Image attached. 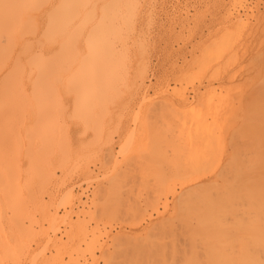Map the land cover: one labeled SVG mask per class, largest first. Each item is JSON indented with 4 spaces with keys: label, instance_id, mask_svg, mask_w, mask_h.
I'll return each instance as SVG.
<instances>
[{
    "label": "rangeland",
    "instance_id": "obj_1",
    "mask_svg": "<svg viewBox=\"0 0 264 264\" xmlns=\"http://www.w3.org/2000/svg\"><path fill=\"white\" fill-rule=\"evenodd\" d=\"M127 2L132 7L129 3V5L125 4L126 10L122 5ZM127 2L115 8L117 10L118 7H120V10L123 9L119 11L120 13L116 12H118V15H124V18L121 15H119L120 17L118 16V18L122 19V22L121 19L120 21L118 20V25L113 34H117L116 38L118 40L121 38L119 41L116 40L117 52H120L117 54H119V58L123 57L122 60H124V57L127 59L124 64L127 65L129 70L128 84L123 86L120 82V85L116 87L119 92L114 90L112 93L113 105H111L112 101L110 102L111 104L109 102L103 104L104 101L102 100L103 105L98 101L103 107L97 105L96 108L99 107L100 111L104 110L101 112L102 114H100L99 110L94 113L91 112L93 109V111H96L95 108L88 110L94 115L93 118V115L91 117L88 115L87 117L92 123L96 120L99 122L103 113L104 119L106 113L104 121L101 120L103 123L95 122L97 125L100 124L101 127H98L102 130L98 129L99 133H90L84 138L83 141L86 142L87 146L82 150H75L67 146V148H63L64 154L62 155L63 152L51 149L54 154H48L50 157L57 155L56 158H59L61 155L64 156L66 154L68 156L67 159H71L70 162L66 160L68 165H65L67 163L64 162L65 159H58L54 163L47 162L49 164H44L43 162L37 164L36 157L32 158L33 163H27L24 153L19 154L15 149L13 150L19 155L17 157L18 160L23 159L26 162V166L22 167L23 169H16L20 173L21 180L17 184L18 190H20L19 195L22 194L24 201L20 196V203H14L13 200L5 201L4 198H0V202L2 201L0 207V247H2L0 248V264H129L126 260H131V263L134 260V264H137L138 260H136V254L133 253L134 249L131 250L132 248L145 246L148 243H150V247H154L155 243L158 245L164 242L166 245L168 244L167 246H172L174 243L179 251L182 250V252L183 249L185 252L188 249L189 252V248L193 244L197 245V249L201 250L199 252L201 255H199L200 259L203 260L205 259L204 249H202L203 244L199 239L200 237L194 242L188 234V226H196L195 220L186 218L187 210L189 209L188 205L191 202L190 199L192 200L191 191L202 190L200 187H203V190L205 188L220 187L226 182H235L238 185L244 182L241 178H245L246 175L247 181L254 182L257 187L259 185L258 188L261 190L264 188V142L260 141V133H258L260 124L259 112L264 103V89L262 90L264 87L262 85L264 83V0H137V2L127 0ZM118 26L120 27L118 28ZM121 30L123 31L121 32ZM113 37L115 38V35ZM221 45V50L224 47L223 52L218 49L221 48ZM124 48L127 49V53ZM216 49L223 54L218 53L219 51ZM215 52L221 58L219 55L214 56ZM214 57L218 59L215 60ZM127 61L128 64L126 63ZM119 63L122 66V61ZM260 96L261 99L259 101L258 98ZM210 97L212 98L211 101ZM256 99L258 101H254ZM74 108L75 106L72 104L64 118L58 117V114L52 115L56 123L51 121L54 120L50 119L51 116L48 120V127L52 124L50 122L56 124L54 127H52V124V128H55L58 124L62 126L68 125L64 127L65 130L63 131L64 133L67 131L66 133L68 134L61 133L63 136H59L58 139L59 142L61 138L63 140L62 143L64 142L63 144L65 145H69L71 142L75 143L79 136L75 127L83 124L82 122L84 121H79V118L81 119L79 116L80 112L76 108L75 112ZM166 108V114H163ZM160 110L163 112H160ZM191 111H193L194 115H191ZM85 112L84 115L86 114ZM162 114L169 116L165 119ZM195 114H199V119L195 118L197 117ZM69 115L71 120L68 119ZM183 115L186 117L183 118ZM95 116H100L101 118L99 119ZM73 117L78 119L72 120ZM167 118L169 122L174 120L178 124L175 122H172V124L170 122L171 125L168 124ZM181 118L183 119V128H185L186 132L182 130L183 124L180 125ZM185 118H188L186 119L187 121ZM162 122L163 126L161 125ZM189 122H192L191 124L194 127L192 125L191 127L194 129L195 123L198 124L197 126L201 132L199 131L197 134H207L206 131H208L212 135L210 133L207 136L196 134L198 137H205V139L200 137L199 141L198 137L194 135L196 131L194 129L191 130V127H189ZM203 125H206V128L209 127V129H201ZM255 125H258L257 128H254ZM211 126H214V128L212 127L213 130H211ZM245 126L246 128H244ZM155 127L160 128L162 131L157 128L158 132L155 130V134L150 133L151 128L154 129ZM249 127H253V129ZM174 128H177V130ZM101 131L103 134L100 133ZM188 133L192 134V137L195 136V138L190 137L191 135L188 136ZM240 133L242 134L240 135ZM189 137L194 142L188 143L190 141ZM185 138H188V141ZM176 139H178L176 142L179 140L180 142L175 143ZM247 139H250L249 142ZM256 139H258L259 143L258 141L257 143L259 145H256ZM205 140L207 143H212L207 144ZM184 142L188 143V146ZM253 143H255L254 146ZM177 144L180 145L178 146ZM156 145L158 146L156 147ZM178 147H181L180 151H178ZM153 148L155 150L156 148L157 150H159L158 148L163 149L159 150L162 151L160 154H168L169 156L166 155L167 157L164 156L166 158H163L162 155L160 159L159 156L156 157L159 154L157 153L158 151L154 150V152ZM51 150L50 152H52ZM182 151H184V155L181 153ZM254 151L258 153L257 158ZM152 152L157 155H153ZM214 152H217V154L215 153L216 155H214ZM250 153H253L254 156L253 154L250 155ZM185 155H188L187 157L196 155L195 157H198V160L199 157L202 159L195 161L193 157H189L188 161ZM13 156L9 157V159H13ZM80 157L82 158L80 159ZM146 157H151V160H147ZM41 159L43 160V158ZM175 159H178V161L176 162ZM210 159L213 164L208 162ZM14 160L15 158L12 162ZM6 161L8 162V160ZM156 161L158 162L156 163ZM60 162H64V164L62 165ZM196 162L198 163L196 164ZM29 163L32 164L30 165ZM40 163L41 165H39ZM74 165L75 167H73ZM41 167L45 168L46 174L48 172L53 177L50 182L47 181L49 185H47V188L43 187L44 190L42 189L44 183L41 179H38L39 176L37 175V173L40 174V170H43ZM185 167L188 168L185 170L189 171H185ZM14 168H17V165ZM161 168H165V171L161 170ZM27 169L30 170V173H28ZM157 169L160 170L159 174L156 173ZM172 169H175L176 172L175 170L172 171ZM179 169L181 173L180 171L177 172ZM194 170H196V173ZM26 171L28 174L24 175ZM198 171L200 172L198 173ZM7 172L11 173L9 170ZM172 172L174 173L172 174ZM187 172L193 175H189L191 177L188 178L189 173ZM117 175L122 179V184L118 183L120 178ZM32 176L35 178L33 179ZM1 177L7 180L3 176ZM157 177L160 179H157ZM240 179L241 181H239ZM164 180L165 182H163ZM28 182L30 185H28ZM191 182L192 184H189ZM8 183L11 184L10 182ZM155 183L158 185L154 187L153 184ZM259 183L263 184L260 185ZM4 185L5 189L6 182ZM116 185H119V190L117 189L119 192L113 190L115 188L113 186ZM161 185L163 187L162 192L163 190L164 192L160 191V193H157V191L161 190ZM184 185L185 187H183ZM8 186L9 189L10 185ZM110 186L111 188L113 187L114 196L111 194L113 191L111 188L109 189ZM30 187L33 189H30ZM153 187L158 190L153 192ZM28 190H31V192H27ZM262 191L264 192V189ZM149 193L153 195V202ZM132 200L134 202L138 201L136 205H140L139 207L142 209L139 210L145 212V214L144 212L142 213L144 215L140 213V217L142 216L141 221L140 217L137 216L138 213L133 211L135 203ZM9 201L11 204L18 203V208H23L20 206L21 204L23 206L24 203V208L28 207V210L24 211H27L26 214L22 213L24 208L19 210L13 204H8ZM22 201L23 203H21ZM148 201H151V206H149L150 204L147 205ZM167 205L168 207H166ZM11 206L14 208H11ZM149 207L153 209H149ZM1 208L3 209L1 210ZM131 208H133L132 211H130ZM14 209L16 210L13 211ZM12 216L14 219L17 218L16 221L18 223L13 221ZM10 217H12V220ZM228 222L232 226V217ZM15 223L24 229H19L18 231L19 227ZM30 228H32V232H29ZM159 237L162 239H158ZM6 247L9 249L12 247L9 252L13 253L12 257L14 255L16 258L7 259L11 255L7 256L9 254ZM83 252L85 254L82 259ZM182 252L180 251L179 253L181 254ZM5 253H7V257ZM180 254L176 255V263L182 260ZM177 257L181 258V260ZM169 261L171 262L172 260L170 259ZM139 262L143 261L140 260Z\"/></svg>",
    "mask_w": 264,
    "mask_h": 264
},
{
    "label": "bare ground",
    "instance_id": "obj_2",
    "mask_svg": "<svg viewBox=\"0 0 264 264\" xmlns=\"http://www.w3.org/2000/svg\"><path fill=\"white\" fill-rule=\"evenodd\" d=\"M133 1L137 2V0L136 1L133 0ZM124 2H127V0H0V172L2 174L1 176H3L4 178H7V180L2 179V177L0 176V179L3 180V181L0 180L1 181L0 184H2V185H0V198H2V199L4 198L5 201H8V200L12 201L13 200L14 203L15 202L20 203L19 201H21V199H22V196H21L22 194L19 195L20 190H18V186H17V184L20 180V175H19L20 173H18V171L16 169H19V168H22L23 166H26V162L27 163L32 162L33 157H36L37 164L39 162H43L44 164H46L47 162L54 163V161H56L58 159H61V160L65 159L64 162H67V161L70 162L71 159H67L68 156L66 154H65L66 156L65 155L62 156L64 154L63 148H67V146H68V148H73L75 150H82L87 146L86 142L83 141L84 138H86L90 133H94V134L99 133L98 129L102 130L98 127V126H100V124L97 125L96 123L102 122L101 120L104 121L106 113H105L104 119H103L104 113L101 116L102 118L100 116H95L99 119L101 118V120L99 122H97V120H96L95 121L96 123L93 122L94 124L92 123V121H90L87 118L88 115H89V117H91L94 112H97L98 110L100 111V108L98 107L99 108L98 109L96 107H97V105L102 104L103 101H104L103 104H105V102L110 103L113 100L111 96L113 95L112 93L114 92V90L119 92L116 89V87L118 85H120L119 83L121 82V84H123V86H126L128 84V79H129V70H128L127 65L124 64L127 59H126V57H124V60H122L123 57L119 58L118 57L119 54H117L119 51L117 52L118 46L116 45L117 44L116 40L119 41L121 38L118 40L116 38L117 34H115V33L113 34V31H115V29L118 25L117 24L118 20L120 21V19H121V18H118V16L119 15L122 16V14L118 15V12L123 10V9L120 10V7H118V10L115 8L117 6H120V4H123ZM128 3L129 2L124 3L122 5V7H125V9H126V6H124V5L125 4L127 5ZM130 6H131V4H130ZM130 9H132V8H130ZM116 11H118V12H116ZM135 11H136V9H135ZM130 12H133V11H130ZM125 17H126V15H125ZM123 20H125V19H123ZM128 21L132 22L133 20H128ZM121 22H122V19H121ZM131 22H130V24H131ZM119 27L120 26H118V28ZM122 31L123 30H121V32ZM123 33H125V32H123ZM113 35H115L116 39L113 37ZM123 36H124V34H123ZM121 41H123V40H121ZM218 49L221 50L222 45H221V48H218ZM218 49H216V50H218ZM126 50L127 49L124 48L125 52H126ZM221 51L222 52L224 51V47H223V50H221ZM222 52L220 53V51H219L218 53L223 54ZM214 54H213L214 56L219 55L216 52ZM220 58H221V56H220ZM214 59L216 60L218 58L214 57ZM121 61H122V66L119 63ZM126 63L128 64V61ZM262 85L264 86V83ZM120 88H121V86H120ZM263 89H264V87L262 88V90ZM118 94H120V93H118ZM114 95H116V94H114ZM211 99L212 98L210 97V101H211ZM258 99L260 101L261 96ZM258 99L254 100V101H258ZM98 101H99V103L100 102L101 103L99 104ZM263 102H264V97H263ZM111 103L110 104L113 105V101ZM72 104L75 106V108L78 110V112H80L79 116L81 117V119L79 118V121L80 120H84V121L82 122L83 124L75 127L79 133V136L76 139L75 143H72V142L70 143V141H68L70 144L65 145V144H63L64 142L62 143L63 140H61V138H60L59 142H58V139H59V136H63V135H61V133L66 134V135L68 134V133H66L67 131L65 133L63 132L65 130L64 127L68 126V125L62 126L61 124H58L55 128H52V127H54V125H56V124H53L54 122L56 123L55 118H54V116H55L54 114H58V117L64 118V116H66L65 114L67 113L69 107ZM217 104L219 105L220 103L218 102ZM163 105H164V103H163ZM164 106H166V105H164ZM100 107H103V106L100 105ZM253 107H254V105H253ZM255 107H257V106H255ZM75 108H74V111H75ZM93 108H95L96 111H93L94 110ZM167 108H168V106H167ZM167 108L165 110V113L162 110H160V112L162 111L163 114H166ZM90 109H93V110H91V112H93V113L89 112ZM163 110H164V108H163ZM84 111H86L85 115H84ZM103 111H100V114H102L101 112H103ZM191 112H192L191 115H194L193 111H191ZM260 112H259L260 124H259V126L257 125L259 127L258 133H260L259 134L260 138L259 137L258 138L263 143L264 142V103L261 107ZM252 114H254V113H252ZM52 115H54V116H52ZM195 115L197 116L195 118L199 119V117H198L199 114L198 115L195 114ZM50 116H51L50 119H54V120H51L54 122H50L53 124V126H52V124L50 125V127L52 126L51 128L48 127V125H49L48 120H49ZM73 116H74V114H73ZM163 116H165V115H163ZM168 116L169 115L165 116V119ZM74 117L72 120L78 119V118L75 119ZM77 117H78V115H77ZM93 117H94V115L92 116V118ZM184 117H186V116L183 115V118ZM69 118H70V115H69L68 119ZM83 118H86L87 120L83 119ZM256 118H257V116H256ZM60 119H62V118H60ZM162 119H164V117H162ZM186 119H188V118H185V120ZM69 120H71V119H69ZM192 120H194V119L192 118ZM62 121H63V119H62ZM180 121H181L180 125L183 124L182 130H184L185 129V128H183L184 123H182L183 119ZM64 122H65V119H64ZM64 122H62V123H64ZM167 122H169V119ZM170 122L172 124V122H175V121L171 120ZM170 122L168 124H170ZM192 122H189L190 123L189 127H191ZM102 123H101V125H103ZM256 123H257V121H256ZM168 124H167V126H168ZM176 124H178V123H176ZM161 125L163 126V122ZM173 125H175V124H173ZM197 125L198 124L195 123V129L191 127V130L194 129L196 131L194 133V135H196L197 132L200 131L199 130L200 128ZM206 125H207V123H206ZM206 125L205 126L203 125V127L201 129H206V130L209 129V127L206 128ZM178 126H177V128H178ZM214 126L210 127L211 130H213L212 127L214 128ZM257 126L255 125L254 128H257ZM185 127H186V125H185ZM67 128H66V130H67ZM157 128L158 127H155L154 129L151 128L150 133L155 134L157 131ZM177 128H174V129L177 130ZM244 128H246V126ZM249 128H251V127H249ZM159 129L160 128H158V130ZM251 129H253V127ZM251 129H250V131H251ZM171 132H172V130H171ZM181 132H183V131H181ZM206 132H207V134L210 133L208 131H206ZM100 133H102V131ZM189 133H191V132H189ZM203 133H205V132H203ZM201 134L198 133L197 135H201ZM207 134L205 133L202 135L207 136ZM241 134L242 133H240V135ZM251 134H253V133H251ZM210 135H212V134L210 133ZM256 135H258V134H256ZM95 136H97V135H95ZM188 136L192 137V134H189ZM175 137H179V136H175ZM190 137H189L190 141L187 140L188 138L187 139L185 138L186 141H188V143L194 142V141H191ZM200 137H198L199 141H200ZM214 137H215V135H214ZM192 138H195V136ZM65 139H66V136H65ZM178 139L175 140V143L180 142V140L178 142H176ZM202 139H205V137ZM206 140L208 141L207 137H206ZM206 140H205V142H206ZM249 140L250 139H247L248 142H249ZM252 140H253V138H252ZM163 141H164V139H163ZM255 141H256L255 142L256 145H259L258 139H256ZM257 141H258V143H257ZM184 143H186V142H184ZM188 143H186L187 146H188ZM209 143H207V144H209ZM255 143H253V146ZM158 145H156V147ZM174 145H176V144H174ZM190 145H191V143H190ZM217 145H219V144H217ZM187 146H186V148H187ZM234 146H236V145L234 144ZM196 147H197V145H196ZM206 147H207V145H206ZM6 148H8L9 150L8 149L6 150ZM212 148H213V146H212ZM261 148H263V147H261ZM14 149L19 154H22V153L25 154L26 157H24V158H26V162L23 159L18 160L17 157L19 155L16 154L15 151H13ZM51 149H54L57 151L59 150L63 153L59 158H56L57 155L56 156L54 155V157L53 156L50 157V155H48V154H50V153H51V155L54 154ZM158 149L163 150L160 148H158ZM177 149H178V151H180L181 147H178ZM50 150L52 152H50ZM152 150L154 151L155 149L153 148ZM156 150H157V148H156ZM159 150H157L158 151L157 153H159L158 155L156 153L154 154L155 151L152 152V154L157 155L156 157L159 156V158H160L163 154H160V152H162V151H159ZM195 150H196V148H195ZM214 151H215V148H214ZM255 151L258 152L257 150H255ZM183 152L184 151H182L181 153L184 155ZM190 152H193V151H190ZM66 153L69 155L68 152H66ZM215 153L217 154V152H214V155H216ZM8 154H10L12 156H13V154H15L13 157L15 158L16 161L14 160L12 162V160L14 158L9 159V157H12V156H10ZM252 154L250 153V155H252ZM257 154L258 153H256V155ZM262 154H263V152H262ZM166 155L169 156L168 154H164L163 158H166L167 157ZM220 155H219V157H220ZM69 156H71V155H69ZM164 156H166V157H164ZM176 156H178V154H176ZM195 156L194 157L189 156V157H193L195 159V161H199L200 159H202L199 157V160H198L197 159L198 157H195ZM253 156H254V154H253ZM22 157H23V155H22ZM151 157L154 158L153 156H151ZM151 157H149V158L146 157V158H147V160L148 159L151 160L150 159ZM189 157H187L188 161H189ZM257 157H258V155L256 156V158ZM38 158H40V159H38ZM41 158H43V160ZM44 158L47 160L45 161ZM81 158L82 157H80V159ZM159 158H157V159H159ZM214 158H216V157H214ZM259 158H261V157H259ZM259 158H258V160H260ZM6 160H8V162ZM112 160H113V158H112ZM165 160H167V159H165ZM175 161L177 162L178 159L177 160L175 159ZM64 162L63 163L60 162V163L63 165ZM68 162L65 163V165L66 164L68 165ZM157 162L158 161H156V163ZM182 162H183V160H182ZM208 162L212 163L211 159L208 160ZM258 162H260V161H258ZM9 163H10V165H9ZM49 163H47V164H49ZM197 163L198 162H196V164ZM252 163H253V161H252ZM252 163H250V164H252ZM44 164H42V165H44ZM57 164H59V163H57ZM74 164H77V163H74ZM255 164H256V162H255ZM255 164H254V166H255ZM261 164H260V166H261ZM3 165H5V166H3ZM16 165H17V168H14V166H16ZM39 165H41V163ZM183 165H184V163H183ZM181 166H182V163H181ZM48 167H49V165H48ZM73 167H75V165ZM192 167L195 168L194 166H192ZM241 167H243V166H241ZM256 167H258V166H256ZM263 167H264V165H263ZM39 168H40V166H39ZM42 168L43 167H41V169ZM6 169H7V171L8 170L11 171V173L7 172ZM162 169L163 168H161V170ZM164 169H163V171H165ZM185 169H188V168L185 167L184 170ZM189 169H190V167H189ZM197 169H198V167H197ZM206 169H208V168H206ZM27 170H28V173H30L29 172L30 170L29 169H27ZM43 170L42 171L40 170L39 171L40 174L37 173V175L39 176L38 179H41L42 182L44 183V184L42 183L43 184L42 189L44 190V188L45 187L47 188V185H49V183H47V181L50 182L53 177L51 175H49L50 173L48 174V172H47L48 175L46 174L45 168H43ZM157 170L158 171H156V170L155 171H156V173L159 174L160 170L159 169H157ZM174 170L175 169H172V171H174ZM243 170H244V168H243ZM179 171L181 173L180 169L177 172H179ZM185 171H189V170H185ZM200 171H198V173ZM256 171H257V169H256ZM19 172H21V171H19ZM175 172H176V170H175ZM194 172L196 173V170H194ZM6 173H8V174L5 175ZM26 173H27V171L25 172L24 175H26ZM163 173H165V172H163ZM173 173L174 172H172V174ZM187 173H189V172H187ZM166 174H168V173H166ZM52 175H53V173H52ZM163 175H165V174H163ZM189 175H193V174L189 173L188 176ZM253 175H254V172H253ZM263 175H264V173H263ZM8 176H10V177H8ZM232 176H234V175H232ZM160 177H161V174H160ZM164 177H166V175ZM174 177H176V175H174ZM190 177L191 176H189L188 178H190ZM246 177H247V175H246ZM246 177L241 178L242 181H244V182L240 183L238 185L235 184V182H233V183L226 182V183L222 184L220 187H212V188H208V189L205 188V190H203V187H200V189H202V190H198L199 189L198 188L197 189L198 191H195V192L191 191L192 192V196H191L192 200L189 198L191 202L188 205L189 209L187 210L188 214H187L186 218L187 219L190 218V220H195L194 223H196V226L195 227L188 226V234L191 237L190 239H192L194 242L196 241V239L198 237H200L199 239L201 240V242L203 244L202 249H204V258L205 259H203V260L200 259L201 255L199 252L201 250L199 251L197 249V245H194V244L193 245L191 244L192 246L189 248V252H188V249H187V252H185L183 249L184 253L182 252V250H180L182 252L181 253L182 255H181L179 253L180 251L177 248V245H174V243L172 246H167L168 244L166 245L165 242H164L165 244L164 243H159V244L157 243L158 245H156V243H155L156 246L154 245V247H150L149 246L150 243H148V245L140 246V247L135 246L136 248L134 247L131 249V250L134 249L133 253L136 254V260H138L137 264H139V263L140 264H143V263L144 264H264V192L262 191L264 188L261 190L260 188H258L259 187L258 184H257L258 185V187H257L254 182L252 183V182L247 181ZM259 177H261V176H259ZM32 178H33V176H32ZM118 178H120V177L118 176ZM261 178H263V177H261ZM157 179H160V178L157 177ZM184 179H186V178H184ZM241 179L239 181H241ZM243 179H245V180H243ZM121 180L122 179L120 178V180H119L120 182H118V183L122 184ZM254 180H256V179H254ZM25 181H26V179H25ZM5 182H6V187L8 185H10L9 189H8L9 186L7 187L8 190L6 189V187H5V189L3 187V186H5L4 185ZM8 182H10L11 184H9ZM20 182H21V180H20ZM163 182H165V180ZM260 182H263V181H260ZM114 183H115V181H114ZM160 184H162V183L160 182ZM189 184H192V182ZM262 184H260V185H262ZM28 185H30L29 182H28ZM155 185H158V184L157 183L153 184L154 187H155ZM185 185L183 187H185ZM31 186H32V184H31ZM116 186H113L115 188H113V187L112 188H113V190H116L117 192H119L118 191L119 185L117 186V188H116ZM32 187H30V189ZM154 187H153V192H154V190H158L157 188L155 189ZM161 187H162V185H161ZM110 188H111V186L109 187V189ZM112 188H111V190H112ZM158 188H159V186H158ZM23 189H24V186H23ZM160 189L161 190L157 191V193L158 192L160 193V191L162 192L163 187ZM32 191H34V190H32ZM27 192H31V190L30 191L28 190ZM163 192H164V190H163ZM111 194L112 195L115 194L114 191ZM149 195L151 197L153 196L150 193H149ZM19 196L21 199L19 198ZM183 198H185V197H183ZM183 198H182V200H183ZM152 199H153V197L151 198V200ZM160 199H161V197H160ZM23 201L21 203H23ZM9 202H8V204H10V205L13 204V203L11 204V202L10 203ZM150 202L147 205H149ZM152 202H153V200H152ZM166 202H169V201H166ZM3 203H4V201H3ZM18 203L13 204V205L16 206V208H18L19 207ZM134 203H135V205H133V208L137 209V210H134L133 208H131L130 211H132V209H133V211L138 213L137 216H139V217H140V213H141V215H144L145 212L143 211L144 214H142L143 212L139 210V209H141L139 207L140 205L139 206L136 205L138 203V201L137 202L135 201ZM6 204H7V202H6ZM166 204H168V203H166ZM1 205H2V201L0 202V207H1ZM3 205L5 206V203ZM24 206H25V204L23 203V206L21 204L20 207L24 208ZM149 206H151V204ZM26 207H27V204H26ZM130 207H132V205H130ZM130 207L128 206V208H130ZM166 207H168V205ZM11 208H14V207L11 206ZM23 208H18V209L23 210ZM2 209L3 208H1V210ZM4 209H5V207H4ZM149 209H153V208L149 207ZM15 210L16 209H14L13 211H15ZM25 210H28V207L26 209L24 208L22 213L26 214L27 211L24 212ZM138 210H139V212H138ZM153 212L155 213V211H153ZM146 213H148V212H146ZM2 214L4 215V213H2ZM12 217H10V219ZM228 217H230V218L232 217V222H233L232 226L228 222V220L230 219V218L228 219ZM139 219L141 221L142 216ZM16 220H17V218L14 219V217H13V221H16ZM10 224H11V222H10ZM15 225L19 227V228L16 227V228H18V231H19V229H24V228H21V226H19V224L17 225L15 223ZM158 226H159V224H158ZM164 229H166V228H164ZM11 230H13V229L11 228ZM31 230H32V228H30L29 232H32ZM162 231H163V228H162ZM168 232L170 233V231H168ZM161 234H163V233H161ZM160 236H162V235H160ZM152 237L154 238V236H152ZM164 238H165V236H164ZM158 239H162V238L159 237ZM4 242H5V240H4ZM91 243H92V241H91ZM102 244H104V243H102ZM142 244H143V242H142ZM7 245H9V244H7ZM96 245H97V243H96ZM189 245H190V243H189ZM84 246H85V244H84ZM185 246H184V248H185ZM9 247H10V245H9ZM0 248H2V247H0ZM6 248H8V247H6ZM6 248H5V250H6ZM21 249L23 250L22 247H21ZM7 250H8L9 255H7V253H5V256L11 255L7 259L16 258V257H14V255L12 257L13 253L9 252L10 250H12V247L10 249L8 248ZM16 250H19V249H16ZM125 251H126V249H125ZM11 252H13V251H11ZM16 252H14V253H16ZM84 254L85 253L83 252V255L81 256L82 259L84 257ZM179 254H180V257L182 256L181 257L182 260H181V258L177 257L181 261L176 263L175 258H176V255H179ZM137 255H138V257H137ZM127 256H129V255L127 254ZM128 258L130 259V257H128ZM170 259L172 261L173 260L174 261L170 262L169 261ZM140 260H142L143 262H139ZM13 261H14V259H13ZM126 261L129 264H134V260H133V263L130 262L131 260H129V261L126 260Z\"/></svg>",
    "mask_w": 264,
    "mask_h": 264
}]
</instances>
